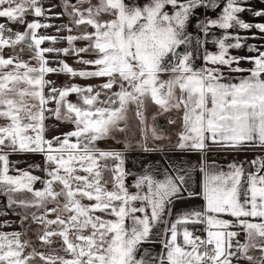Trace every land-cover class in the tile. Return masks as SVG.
<instances>
[{
  "label": "snow or ice",
  "instance_id": "snow-or-ice-1",
  "mask_svg": "<svg viewBox=\"0 0 264 264\" xmlns=\"http://www.w3.org/2000/svg\"><path fill=\"white\" fill-rule=\"evenodd\" d=\"M246 3L61 0L62 12L55 13L43 0H0V19L24 28L14 31L0 23V196L21 217L22 229L0 232V264H264V156L250 162L252 171L244 162L223 171L202 160L198 189L187 168L172 164L162 178L146 168L134 179V192L126 184L131 140L138 135L136 143L149 152L156 150L149 140L165 139L156 117L149 122L151 105L157 114L182 113L178 149L204 153L211 144L264 150V44H246L249 37L239 34L253 29L264 34V23L240 16L251 11L264 18V9L253 11ZM199 8L220 11L196 21L203 38L192 47L190 29ZM65 16L64 25L47 22ZM53 27L68 34L39 32ZM61 41L68 47L44 46ZM78 41L84 45L77 47ZM244 47L254 55L230 54ZM69 55L87 67L78 70L55 59ZM241 61L253 66L241 68ZM224 69L247 75L229 78ZM56 73L103 82L57 87L46 78ZM73 94L77 102L69 99ZM53 118L72 130L48 139L46 121ZM118 135L125 139L123 151L99 147L108 139L120 143ZM13 154L42 155V168H28L43 171L45 178L17 168ZM37 183L42 187L35 188ZM193 198L204 201L201 210L182 209L173 219L176 204ZM201 224L204 237L189 228ZM160 225L162 237L153 240ZM156 242L162 245L159 255L141 251Z\"/></svg>",
  "mask_w": 264,
  "mask_h": 264
},
{
  "label": "crops",
  "instance_id": "crops-1",
  "mask_svg": "<svg viewBox=\"0 0 264 264\" xmlns=\"http://www.w3.org/2000/svg\"><path fill=\"white\" fill-rule=\"evenodd\" d=\"M140 4H143L146 2V0H138ZM44 3V2H43ZM49 6H54V12L55 13H61L62 8L58 7L56 4L55 0H48L47 3H44V7L48 8ZM245 7L254 10H259V9H264V3L260 2L259 0H247V3ZM220 11V10H219ZM219 11H208L205 8H199L195 12V18L193 20L192 26H191V33H192V40L193 44L192 47H195V42L198 38H203L202 33L199 32L197 26H196V21L197 20H202L206 16L210 18H216L218 15ZM241 18L245 20V22L249 23H264V18L260 17H255L253 16L251 11L244 12L240 14ZM43 22V21H42ZM48 23H51L56 26H61L64 24H67L68 18L65 16L62 19H53L50 21H47ZM231 31H238V30H231ZM39 32L44 35H49V36H58V37H63L66 36L68 33L67 32H57L56 28H48V29H40ZM213 33L215 36L221 35L220 30L218 29H213ZM241 36H246L249 37V39L246 41V44H251V45H256L260 46L264 44V34H261L257 32L255 29H253L250 32H243L240 31L239 33ZM255 35V39H251V37ZM211 39V37H210ZM80 42V41H78ZM76 42V43H78ZM44 46H55L57 48H65L68 47L66 41H61L60 43H57L55 45H50L49 43L46 42ZM207 49L209 51H216L215 46L212 43L207 44ZM230 54L234 56H249V55H254V53H250L247 50V47L241 48L239 50L236 49H230ZM198 55L202 56V51L198 53ZM67 56H58L55 57L56 60H64ZM52 57H50L51 59ZM85 59H91V56H84ZM77 57L74 55H69L68 56V61L66 62L69 66L73 67L74 69H82L86 68L87 66L79 64L76 62ZM203 61L202 59H197L196 60V65L200 66L202 65ZM51 67H58L59 65L57 63H52L50 64ZM241 68L244 69H249L253 65L250 62L246 61H241L240 65ZM88 70H91L90 68ZM225 75L229 78L231 77H237L239 78L240 76L247 75V73H233L228 71L227 69H224ZM162 79H167L168 75L164 74L162 75ZM48 80L53 81L55 86L57 87H62L66 84H71L75 83L81 86L85 85H98L97 80L99 79H81L79 77L76 78H71L70 76L63 74V73H56V74H49L46 77ZM70 100L73 102H77L76 96L73 94L69 97ZM159 109L155 105H151L148 111V118L149 122H152L151 118L152 116L156 117L155 123L157 124L158 120L160 117H164L165 115H168L169 120H175L176 123L170 125V131L168 133L164 132L165 139L159 140V141H150L148 144L149 148H155L156 150L154 151H149L146 152L142 150V148L136 143L137 140H139V136H135L131 140V147H129L125 151V169L127 172L130 173V175L126 178V184L129 186L131 191H135V189L131 188L132 183L134 182V179L143 174L144 170L147 168L150 171H152L154 174L157 175L158 178L160 177V173L163 172V170L168 169L171 171V168L169 167L170 164L180 166L187 168L189 172L191 173V181L190 183L192 184L193 188L198 189L199 182L202 179L201 173L199 171L201 162L206 163L208 166L214 165L217 169L223 170V171H228V165L231 163H240L244 162V166L248 171H252L253 169L250 166V162L258 157V156H264V150H261L259 148L253 149V148H246L244 150H228V149H221L218 148L214 145H209L208 149L204 152L201 153L199 151H193L190 149H178L176 147L178 140H179V134L183 130L182 128V113H176L175 111L170 112V113H160ZM47 124V131H46V137L48 139H51L53 136H60L63 133H66L70 130H72V125L68 123H62L60 121L53 119H49L46 121ZM164 128V126H162ZM165 131V129H164ZM117 139L120 141V143H117L116 140H104L100 141L99 147L102 149H108V148H114L118 150H124V145H125V139L123 135H118ZM126 155H128L126 157ZM11 160L13 161H19V163L16 165L17 168L20 169H27L29 170L33 175L40 176L42 179L44 177L43 171L39 170H33L29 169L28 165H40L41 168L43 167V161L44 158L40 154H13L11 157ZM35 188L39 189L42 187L40 183L35 184ZM204 204V201L199 198H193V199H186L183 202H178L176 204L175 209L173 210V219L175 218L176 213L181 211L182 209L184 210H191V209H196V210H201L202 205ZM2 210L0 211L1 215L6 217V219L0 220L1 222H4L5 220L8 221L9 224L13 226V228H16L17 220V215L11 213V211L5 207L4 205L1 206ZM7 208V210H6ZM7 213V214H4ZM224 219L231 220L233 219L232 217L225 216ZM189 225V228H192ZM198 226L199 229L204 231L205 225H195ZM4 229H7V227H4ZM12 231H15L13 229ZM12 231H2V232H12ZM162 231H163V225L158 226L154 230V235H153V240H157L162 237ZM239 240L241 242L244 241V234L241 233L239 236ZM162 245L159 242L156 243H146L142 246L141 251L143 249H148L153 256L159 255L161 251ZM240 264H247L246 261L241 260Z\"/></svg>",
  "mask_w": 264,
  "mask_h": 264
},
{
  "label": "flooded vegetation",
  "instance_id": "flooded-vegetation-1",
  "mask_svg": "<svg viewBox=\"0 0 264 264\" xmlns=\"http://www.w3.org/2000/svg\"><path fill=\"white\" fill-rule=\"evenodd\" d=\"M47 1L48 0H43V2L44 3H47ZM56 1V4L58 5V7H60V8H62L63 6H62V4H61V0H55ZM260 2H261V0H259ZM93 2H95V0H93ZM132 2H136V0H132ZM225 2V0H221L220 1V3H221V5L223 4ZM263 3V2H262ZM207 10V9H206ZM220 9L218 8V9H216L215 11H219ZM208 11H214V10H208ZM105 18H107V17H105ZM25 19L27 20V21H29V22H31L33 19H34V17L33 16H31V15H28V16H26L25 17ZM203 20V19H202ZM0 23H6V26L7 27H9V28H11V29H13L14 31H23L24 30V28H23V26H21V25H19V24H16V23H7L5 20H3V19H0ZM25 58H27V55H25ZM168 121H169V117H168V115H165L164 117L162 116V117H160L159 118V120H158V122H163L164 124H163V126H164V128L162 129V131L163 132H166V133H168V131H170V125L171 124H169L168 123ZM164 129H165V131H164ZM128 155H126V157H127ZM10 211H11V209H9ZM17 211L19 212L20 211V209H17ZM11 213H12V211H11ZM3 219H6V217H4V216H2L1 215V213H0V220H3ZM16 220H17V224H16V228H13V226L11 225V227H7V229H4V227H0V229L2 230V231H12L13 229H15V231H17V229H19L18 231H21L22 229H21V224H20V220H21V217L20 216H17V218H15ZM4 223H8V221L7 220H5L4 222H1L0 221V224H4ZM9 224V223H8ZM33 229L36 227L35 225H32L31 226ZM194 228H198V227H194ZM29 237L33 240V238L35 237V235L33 234V233H29ZM28 237V238H29ZM35 242V241H34ZM58 243V242H57ZM46 250V251H48V249H46V248H40L39 250L41 251V250Z\"/></svg>",
  "mask_w": 264,
  "mask_h": 264
},
{
  "label": "rangeland",
  "instance_id": "rangeland-1",
  "mask_svg": "<svg viewBox=\"0 0 264 264\" xmlns=\"http://www.w3.org/2000/svg\"><path fill=\"white\" fill-rule=\"evenodd\" d=\"M75 34V33H74ZM84 45V42L83 41H80V42H78V43H76V46L77 47H80V46H83ZM7 52H11V50L9 49V50H6ZM65 61L67 62L68 61V56L65 58ZM161 78H163V76L161 77ZM97 80V79H96ZM99 81V82H98ZM97 82H98V84H100V83H102L103 82V80H101V79H99V80H97ZM0 123H2V121H0ZM164 133V132H163ZM150 143V141H148V144ZM84 203H88V201H84ZM2 205H4L5 207H7L6 206V197L5 196H0V211L2 210ZM6 210H7V208H6ZM18 216V215H17ZM51 218V217H50ZM19 229H17V231H18ZM0 232H2V230L0 229ZM25 238H28V237H25ZM33 241H35V237L33 238ZM41 251H46L45 249L44 250H41Z\"/></svg>",
  "mask_w": 264,
  "mask_h": 264
},
{
  "label": "built area",
  "instance_id": "built-area-1",
  "mask_svg": "<svg viewBox=\"0 0 264 264\" xmlns=\"http://www.w3.org/2000/svg\"><path fill=\"white\" fill-rule=\"evenodd\" d=\"M195 229H196V231H195V234H196V235H200V236H202V237L206 236L205 231H203V230H201V229H199V228H195Z\"/></svg>",
  "mask_w": 264,
  "mask_h": 264
},
{
  "label": "water",
  "instance_id": "water-1",
  "mask_svg": "<svg viewBox=\"0 0 264 264\" xmlns=\"http://www.w3.org/2000/svg\"><path fill=\"white\" fill-rule=\"evenodd\" d=\"M221 0H219V2H220ZM261 2H263L264 3V0H261ZM163 122H157V125H158V127L162 130L163 129Z\"/></svg>",
  "mask_w": 264,
  "mask_h": 264
},
{
  "label": "trees",
  "instance_id": "trees-1",
  "mask_svg": "<svg viewBox=\"0 0 264 264\" xmlns=\"http://www.w3.org/2000/svg\"><path fill=\"white\" fill-rule=\"evenodd\" d=\"M192 228H194V227H198V226H191Z\"/></svg>",
  "mask_w": 264,
  "mask_h": 264
}]
</instances>
